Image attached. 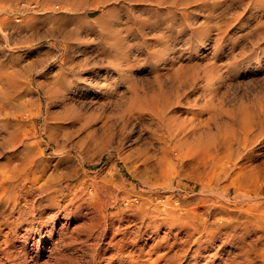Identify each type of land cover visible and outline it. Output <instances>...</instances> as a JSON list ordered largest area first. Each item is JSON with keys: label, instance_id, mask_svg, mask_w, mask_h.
I'll return each instance as SVG.
<instances>
[{"label": "rangeland", "instance_id": "1", "mask_svg": "<svg viewBox=\"0 0 264 264\" xmlns=\"http://www.w3.org/2000/svg\"><path fill=\"white\" fill-rule=\"evenodd\" d=\"M66 1L0 0V163L67 188L37 221L51 194L82 208L40 239L0 206V264H264V0L113 1L65 51Z\"/></svg>", "mask_w": 264, "mask_h": 264}, {"label": "bare ground", "instance_id": "2", "mask_svg": "<svg viewBox=\"0 0 264 264\" xmlns=\"http://www.w3.org/2000/svg\"><path fill=\"white\" fill-rule=\"evenodd\" d=\"M84 1L85 0H67L66 4L63 3L64 5H66V7H68V11H67L66 15H64V17H62L63 19H59V18L53 19V22L55 25L54 30L52 31V32H54L53 37L57 36V37L61 38V40H60L61 44H62L61 47L65 51H68V49L71 48V46H72L71 43H73L71 41L73 40V37H75L74 39H77L76 38V37H78L77 35L85 33L86 31H92L93 30L94 23L96 21H93L91 18H89V16L91 15L92 12H94L96 10H101L102 12H106L107 15L109 16L110 13L112 14L113 12L116 11L117 8L115 7V5H119V7L124 6L123 4L125 3V1L126 2L127 1H130V2L135 1L138 3L141 1V2H143V4L144 3L146 4L147 2L148 3L152 2V0H97L96 5L94 4L95 5L94 7H92L89 10H84ZM113 1L115 2L114 6H112ZM155 3L158 5H161V4H169L170 2H169V0H155ZM168 7H170V5ZM169 14H170V12H169ZM105 16L106 15L104 14L102 16V18L98 19V21H101L102 19L104 20ZM167 17H169V16H167ZM34 26H35V24L32 21L28 25V27L31 29H33ZM58 50H59V48H58ZM75 76H76V73L74 72V70L72 68L69 69L67 72H63L60 76V79H59V81L61 82L60 83L61 86L63 87L66 83L72 84L71 79H72V77H75ZM134 100H136V102H134V104H135L139 100V97H136V99H134ZM135 107L136 106L132 107V108H134L133 110H135ZM67 109L70 110L71 108H67ZM136 109H140V108L137 107ZM28 146H29V144H25L26 150H28ZM103 148L101 149L102 152L104 151ZM11 165L10 164L3 165L0 163V206L2 207V209L0 208L1 211H4L3 209H7L6 211L10 210L11 213L18 214L15 222L13 221L14 225L15 224L17 225V223H19L23 226V222H21V221L27 220L28 222H26V224H28V226H25V232H26L27 237H30L31 234H35L40 239H44L46 237L51 238L55 233L54 224L60 216L63 215V218L67 219V218H69V213H71L73 211L77 212L80 208H82L81 202L78 203L80 205L75 206L77 204L78 200L75 201L74 199H76V197L78 195L73 194V197H74L73 199H71L66 204H62L61 200L63 199V201H64L66 199V196L63 194V192L67 188L57 187V188H59L57 190L55 187V186H57V184L55 186H53L51 183L54 180H51L50 177H49V180L51 182L48 181L47 183H41L43 177L45 176V172L42 169H41V171H39L38 169H36L34 167L33 160L31 157L24 160V162L20 163V165H18V164H17V166H11ZM223 169L224 168H222V170ZM241 171H242V169H241ZM247 173L244 171L241 175H239V176H242L241 181H239V183H238L239 185H238L237 189L239 191L247 190V188L249 187L248 184L250 182L248 183V181L252 179V176H251L252 172H249V174H247ZM218 175H219V177H218ZM213 177H215V178H217V180H219L220 174L215 173L213 175ZM54 178H55V176H54ZM238 178L239 177L237 176L236 179H238ZM236 179L234 180L235 182H236ZM214 181H213V183H214ZM234 181L231 182V184H230L231 187H232V185L236 186V185H234L235 184ZM209 184L212 185V182H210ZM230 185L228 187H230ZM228 187L226 186V189ZM229 189L230 188H228V190ZM52 190H54V192H52ZM36 192H38L40 195L41 194L43 195V193H46V192L47 193L51 192L52 194L57 192V193L61 194V195L59 194L60 198H62L61 200L60 199L57 200L56 195H52V194H51L50 198L48 197L49 203H48L47 207H50L51 210H53V211H55L56 209H58V210L53 214V216H51L50 218H47L46 221H44V218H43L44 213H40V215L38 217V221L36 219V215L34 212H36L37 208H39V206H36L35 200H33L34 194ZM80 201H81V199H80ZM22 202H25V206L27 208H21L20 207V204ZM15 216H14V218H15ZM2 217L6 218L4 216H1V218ZM29 217L32 218V220L30 222H29ZM102 219L106 220V215H102ZM12 220L13 219H11V221ZM4 221H5V225H7V226L13 225V223L12 224L8 223L7 219H5ZM2 222H3V220H2ZM48 223H50V224L48 225ZM0 225H1V223H0ZM101 225H102V223L100 222V226ZM154 227H158V226L154 225ZM91 228L93 229L94 227H91ZM16 230L17 229L15 228L13 230V232H16ZM101 231H102L101 232V238L106 237L108 234V230H107L106 226ZM126 233H127L126 231H121L120 228H118L116 232H113V237H112V240L108 243V245H109L108 248L103 249L104 253L106 251H109L112 249L113 250L120 249V251H121V249L124 248L125 242L127 241V237H126L127 234ZM118 237H120V238L118 239ZM6 238L7 237L5 236V239ZM34 238H36V237H34ZM196 243H197V241H196ZM6 244H8V242ZM114 255L115 254H113V256ZM6 257H9L11 259L12 256L10 257V255L7 254ZM101 258H102V255H101ZM161 258H163V257H161ZM130 261H132V260H130ZM169 262L170 263H168L166 260L164 264H174L175 263L174 261H173L174 263H172L170 260H169ZM128 264H143V262L138 261V260H133L132 262H130ZM149 264H160L159 259L151 261Z\"/></svg>", "mask_w": 264, "mask_h": 264}]
</instances>
